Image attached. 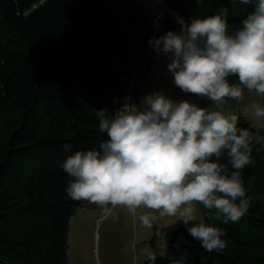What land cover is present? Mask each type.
I'll return each instance as SVG.
<instances>
[{"label": "trees", "instance_id": "1", "mask_svg": "<svg viewBox=\"0 0 264 264\" xmlns=\"http://www.w3.org/2000/svg\"><path fill=\"white\" fill-rule=\"evenodd\" d=\"M164 2L185 21L226 10L229 32L252 10L238 0ZM161 23L136 0H0V264H67L69 218L83 201L67 197L59 165L106 139L96 111L111 113L128 86L148 81L158 62L149 40L179 31L173 13ZM260 124L239 115V127ZM252 155L242 172L251 207L238 223L200 206L206 224L225 230V250L205 251L178 221L154 226L168 241L155 264H264V148Z\"/></svg>", "mask_w": 264, "mask_h": 264}, {"label": "clouds", "instance_id": "2", "mask_svg": "<svg viewBox=\"0 0 264 264\" xmlns=\"http://www.w3.org/2000/svg\"><path fill=\"white\" fill-rule=\"evenodd\" d=\"M238 2L252 10L232 32L222 10L190 21L177 16L178 32L149 40L157 55L166 58L174 86L207 99L214 109L153 91L138 104L125 97L112 113L96 111L98 130L106 139L95 148L72 152L59 165L71 178L68 198L94 204L113 221L118 208L126 209L149 229L155 213L178 217L202 249L225 250V230L206 224L197 206L214 210L223 224L238 223L251 207L243 169L254 164L253 149L264 148V124L242 128L237 113L224 111L228 100L243 101L245 91L264 97V0ZM246 110L264 120V105L254 102ZM61 148L72 151L69 143ZM142 255L147 264H155L150 248Z\"/></svg>", "mask_w": 264, "mask_h": 264}, {"label": "rangeland", "instance_id": "3", "mask_svg": "<svg viewBox=\"0 0 264 264\" xmlns=\"http://www.w3.org/2000/svg\"><path fill=\"white\" fill-rule=\"evenodd\" d=\"M143 6L155 18H162L163 12L159 9L149 4ZM157 57L158 62L155 63L154 68L151 67L148 81L143 79L134 91L136 104L145 94L163 91L173 100H189L200 107L214 109L215 106L207 99L184 94L175 87L173 77L166 68V58L162 55H157ZM254 102L264 105V97L245 91L243 101L237 103L228 100L226 102L225 114L237 113L257 125L263 120H257L246 110ZM4 124L5 122L0 123L1 126ZM256 178L264 189V174L261 173ZM197 209L198 217L204 218V210L202 211L199 205ZM116 211L118 219L113 221L110 217L102 216L101 210L94 204L82 202L68 222L67 264H144L145 257L142 253L145 248H150L157 257L168 244L163 236H154V226L169 225L179 221L178 217H161L155 213L157 219L149 229L145 228L126 209L118 208Z\"/></svg>", "mask_w": 264, "mask_h": 264}, {"label": "built area", "instance_id": "4", "mask_svg": "<svg viewBox=\"0 0 264 264\" xmlns=\"http://www.w3.org/2000/svg\"><path fill=\"white\" fill-rule=\"evenodd\" d=\"M139 4H141L142 6L143 5H150L151 7L152 6H154V8H156V9H159L160 11H162L163 12V16H162V18L165 16V14H167L168 13V11H169V9L168 8H165L164 7V5H162V3H161V0H136ZM144 7V6H143ZM146 8V7H145ZM147 9V8H146ZM153 18H154V23H155V26L156 27H158V26H160L162 23V18L160 19V18H155L154 16H153ZM133 92H134V90H133V87L132 86H128L127 87V89H126V93H125V95H124V98L125 97H130V101L132 102V103H135V101H134V99H133ZM124 98H123V100H122V102L124 101ZM121 106V104L120 105H118V106H114V108H113V110L111 111V113L112 112H114L116 109H118L119 107Z\"/></svg>", "mask_w": 264, "mask_h": 264}]
</instances>
